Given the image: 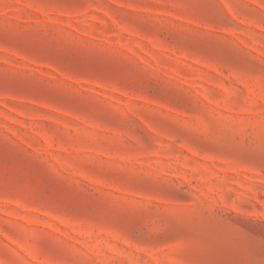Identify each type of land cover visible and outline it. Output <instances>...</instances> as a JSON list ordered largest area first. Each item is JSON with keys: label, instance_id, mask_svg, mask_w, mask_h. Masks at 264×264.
Instances as JSON below:
<instances>
[{"label": "rangeland", "instance_id": "obj_1", "mask_svg": "<svg viewBox=\"0 0 264 264\" xmlns=\"http://www.w3.org/2000/svg\"><path fill=\"white\" fill-rule=\"evenodd\" d=\"M0 264H264V0H0Z\"/></svg>", "mask_w": 264, "mask_h": 264}]
</instances>
